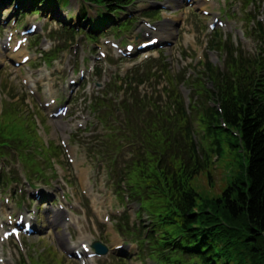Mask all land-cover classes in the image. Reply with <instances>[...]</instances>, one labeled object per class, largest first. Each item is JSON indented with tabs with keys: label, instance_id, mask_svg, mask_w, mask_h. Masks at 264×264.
I'll use <instances>...</instances> for the list:
<instances>
[{
	"label": "trees",
	"instance_id": "1",
	"mask_svg": "<svg viewBox=\"0 0 264 264\" xmlns=\"http://www.w3.org/2000/svg\"><path fill=\"white\" fill-rule=\"evenodd\" d=\"M226 120L243 133L249 168L245 178L241 175L238 191L229 189L217 205L229 222L243 228L249 236L244 241L249 249L241 257L242 264H248V258L253 264H264V125L256 112L244 113L234 105L228 108Z\"/></svg>",
	"mask_w": 264,
	"mask_h": 264
},
{
	"label": "rangeland",
	"instance_id": "2",
	"mask_svg": "<svg viewBox=\"0 0 264 264\" xmlns=\"http://www.w3.org/2000/svg\"><path fill=\"white\" fill-rule=\"evenodd\" d=\"M58 1L60 2V5L62 7L64 8L69 7V0H58ZM0 12H2V9L0 10ZM220 13L222 14V16L228 17L227 12L224 8L220 10ZM7 75L9 79H15V76L11 71L7 72ZM160 82L161 81H159V79H156L153 82V88H151L152 92L157 93L161 91V86H158ZM14 83L15 86L9 88V90L13 92L15 96H18L21 92L19 90L20 87H18L19 84L17 80L14 81ZM25 109L27 111L30 110L27 108ZM35 157L37 158V155ZM241 161H242V155L238 154L233 160L232 165L226 163L225 159H222L220 162H218L215 170V176L217 177L218 180L215 178V180L213 181V183L215 184L213 186H211L208 183L207 177L205 175H201L198 178H196L195 182L193 183V187L200 194L201 198L199 200V203H202L205 199L213 198L219 194L221 195L225 187L229 184L230 181H232L231 179L236 176L237 174L236 167L238 163ZM94 239H95L94 237H91L92 241ZM27 248L31 254L30 261L32 264H67L63 258L64 254L61 251H58L57 247L54 246V242L52 241H48V240L44 241L40 239L29 241L27 243Z\"/></svg>",
	"mask_w": 264,
	"mask_h": 264
}]
</instances>
